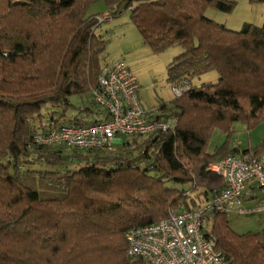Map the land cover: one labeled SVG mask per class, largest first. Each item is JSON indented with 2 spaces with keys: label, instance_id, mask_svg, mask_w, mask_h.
<instances>
[{
  "label": "trees",
  "instance_id": "trees-1",
  "mask_svg": "<svg viewBox=\"0 0 264 264\" xmlns=\"http://www.w3.org/2000/svg\"><path fill=\"white\" fill-rule=\"evenodd\" d=\"M100 1L112 18L129 12L154 54L181 47L167 66V81H188L192 88L158 109V118H176L174 129L123 139L121 151L134 145L141 148L137 155L88 150L94 159L80 156L70 168L73 158L63 155L69 148L35 142L36 122L85 125L105 117L91 99L109 67L101 66L109 42L96 35L101 15L88 13ZM236 5L0 0V264H147L128 256L130 230L220 192L223 178L208 171L210 165L264 151L263 141L255 149H231L227 142L209 152L217 128L230 135L236 122L250 129L264 122V24L233 31L206 16L209 8L230 14ZM211 71L219 74L217 83L193 85ZM88 96L85 107L71 101ZM45 107L56 110L44 114ZM205 238L229 264H264V232L238 234L226 214L212 215Z\"/></svg>",
  "mask_w": 264,
  "mask_h": 264
},
{
  "label": "built area",
  "instance_id": "built-area-1",
  "mask_svg": "<svg viewBox=\"0 0 264 264\" xmlns=\"http://www.w3.org/2000/svg\"><path fill=\"white\" fill-rule=\"evenodd\" d=\"M108 12L97 17L99 24L111 21ZM93 91L105 117L96 123L69 125L37 120L34 140L41 146L69 149L112 150L123 139L148 137L175 128L176 118H158V110L146 111L139 100L137 77L124 61L107 67ZM192 88L188 81L171 86L173 98ZM208 171L223 178L224 188L191 210L171 211L159 222L127 233L128 256L147 264H229L223 253L205 238L214 213L243 215L246 191L264 190V151L257 157L229 155L210 165ZM258 209L251 210L256 212Z\"/></svg>",
  "mask_w": 264,
  "mask_h": 264
},
{
  "label": "rangeland",
  "instance_id": "rangeland-1",
  "mask_svg": "<svg viewBox=\"0 0 264 264\" xmlns=\"http://www.w3.org/2000/svg\"><path fill=\"white\" fill-rule=\"evenodd\" d=\"M232 1H235L237 4L232 13L226 14L209 8L206 16L217 23L224 24L228 29L233 31H240L245 23H250L258 27L263 26L264 3H252L250 0ZM108 9L105 2L100 1L93 4L88 13L104 15L108 13ZM96 35L109 42L101 66H111L120 60L126 62L130 71L138 79L141 87L139 100L146 111L158 110L162 104L174 99L171 92V85L167 81V66L176 56L183 52L181 47L178 46L160 54H154L144 44L139 31L131 21L129 12L104 23L97 29ZM218 79L219 74L216 71H211L195 78L192 83L195 86H201L202 84L217 83ZM88 99H90L89 96L83 98L73 97L71 101L76 106L84 104L83 106L85 107ZM91 99L93 100L94 98ZM54 110L56 109L45 107L43 113L47 114ZM73 114V111L69 113L71 116ZM145 140L139 139L140 142L137 141V144H142ZM263 141L264 122L259 123L251 129L241 122H236L231 127L230 135L220 128L213 131L209 142V152L219 149L227 142L231 149H238L240 151L255 149ZM114 148L101 153V156L110 154L118 156L119 154H125L127 150L134 151L135 155H137L139 149H141L139 147L134 148V145H131L121 151L118 144ZM63 155L73 158V161L69 164L70 168H72L73 162L82 160H80V156L84 157V159L87 157L90 161L95 156L94 153L73 149H63ZM248 192L251 193V191H246V196ZM251 194L259 199H245L244 207L247 210L245 214L238 215L232 213L228 216L231 229L238 234L264 232V190H257ZM255 209L258 210L254 213L250 212Z\"/></svg>",
  "mask_w": 264,
  "mask_h": 264
},
{
  "label": "crops",
  "instance_id": "crops-1",
  "mask_svg": "<svg viewBox=\"0 0 264 264\" xmlns=\"http://www.w3.org/2000/svg\"><path fill=\"white\" fill-rule=\"evenodd\" d=\"M108 11H109V9H108ZM89 15H91V16H95V15H99V14H89ZM255 191H257V190H254V191H251V193L253 192H255ZM250 192H248V194H247V196H246V198L248 199V200H250V199H252V200H254L255 198L257 199L258 197H254V195H252ZM259 199V198H258Z\"/></svg>",
  "mask_w": 264,
  "mask_h": 264
}]
</instances>
